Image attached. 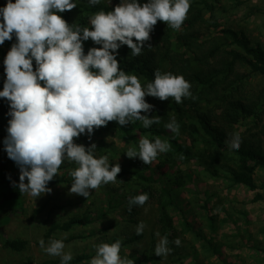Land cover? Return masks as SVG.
Here are the masks:
<instances>
[{
	"label": "trees",
	"instance_id": "16d2710c",
	"mask_svg": "<svg viewBox=\"0 0 264 264\" xmlns=\"http://www.w3.org/2000/svg\"><path fill=\"white\" fill-rule=\"evenodd\" d=\"M114 1L116 3L109 6L101 0L100 4L92 7L89 6L88 0H73L77 8L58 14L69 25L79 23L91 27L88 24L89 17L101 10L105 12L114 10L121 0ZM12 2L14 3L15 0ZM138 2L142 5L148 0H138ZM221 2V0H190L191 7L187 18L178 31L168 27L165 22L158 21L150 33V39L145 42L140 56L132 57L131 50L126 45L119 48L117 60L121 70L139 77L142 86L154 80V72L157 69L161 73L171 72L174 75H183L192 84L191 92L196 99L183 98V102L178 105L171 97L161 101L159 98L146 96L145 101L153 105V109L148 113L142 112L141 115L149 118L159 116L162 119L159 125L145 129L138 120L127 126H120L112 121L107 126L94 129L90 140L86 133L75 138L74 143L85 148L92 143L96 144L95 155L97 157L108 155L110 163L120 158L118 163L121 172L115 183L110 182L99 187L103 193L109 195V200L106 201L108 212L105 209L95 220L90 219L86 213L82 217H74L63 223L54 222L46 231L45 241L53 238L57 232L68 233L77 226H90L109 213L116 212V208H120L128 224L137 225L144 208L156 205L158 232L161 236H168L169 246L173 249L166 258L169 264H185L186 260L192 259L194 262L197 258L196 248L188 236L206 241L194 223L187 219V212L196 209L199 200L186 201V210L180 207L178 201L183 192H187L191 197L200 196L193 178V167L203 170L209 177L215 179L223 175L226 178L225 174H227L233 186H244L249 191L255 192L254 203L264 201V195L260 193L261 187L256 183L257 171L264 170V126H261L264 119V46L261 43L254 44L244 29L236 30L223 26L220 17L223 12ZM6 3L7 0H0V8ZM236 6H241V3L237 2ZM252 15L251 11L246 19H250ZM16 42L13 34L11 41L6 40L0 45V91L3 90L6 79L4 59L12 44ZM148 45H151L150 49ZM83 46L85 55L90 48L101 47L90 39L83 42ZM256 78L263 81L257 94L253 91V79ZM8 111L9 102L0 98L2 143L8 135L10 119L7 115ZM171 117H175L180 125L179 135L164 128V124L168 123ZM236 132L241 136V147L239 151L229 150L226 140L229 139L230 134ZM145 136L150 139L155 136L166 138L171 144V150L166 154H159L149 165H145L138 157L129 159L126 156L128 147L135 146L138 150L139 140ZM108 138L122 144L121 147ZM181 156L184 158L181 159ZM6 157L4 162L0 163V202L3 201V204L22 202L24 194L12 184L13 181L19 184V168L7 154ZM157 162L162 167L179 166L175 170L174 183L164 180L160 174L158 176L154 174V166ZM68 166H60L59 170ZM72 182V177L53 178L47 187L52 189ZM190 184L195 189H191ZM262 188L264 189V185ZM142 193L148 194V201L143 206H133L129 213V198ZM208 204L209 202L205 200L202 210ZM45 208L46 204L34 211L32 218L41 214ZM54 210L56 208L51 209ZM175 214H178L180 224L175 223ZM79 238L72 237V240ZM176 238H180L182 242L179 247L171 243ZM143 239L144 233L140 236L136 233L130 237L126 236L122 247L133 249ZM155 245L156 236L152 233L149 250L140 255L130 254L128 257L133 259L135 264H158L163 257L155 256ZM3 246L21 253L27 250L28 241L5 239ZM210 248L212 254L222 260V264H228L223 261L219 249ZM89 260L90 256L80 254L69 264H85ZM20 264H33V261L27 259ZM42 264H61V260ZM194 264L198 263L194 262Z\"/></svg>",
	"mask_w": 264,
	"mask_h": 264
},
{
	"label": "clouds",
	"instance_id": "9594fccd",
	"mask_svg": "<svg viewBox=\"0 0 264 264\" xmlns=\"http://www.w3.org/2000/svg\"><path fill=\"white\" fill-rule=\"evenodd\" d=\"M100 2L88 0L92 7ZM190 7V0H148L142 5L138 0H121L114 10L91 15L88 27L69 25L58 14L77 8L73 0H7L0 8V45L11 41L13 34L17 42L4 59L6 79L0 98L9 102L10 119L3 143L8 158L19 168V184H12L21 194L34 198L50 194L47 184L67 161L77 165L70 171V193L88 198L90 189L115 183L121 167L119 163L110 166L108 155L97 157L96 144L85 148L75 144L74 138L86 133L90 140L94 129L112 121L127 126L138 120L145 129L159 125V116L141 115L153 109L145 101L146 96L161 101L171 97L178 105L183 98L196 99L192 84L183 75L157 69L154 80L142 86L140 78L121 70L117 60L118 50L124 45L132 57L140 56L158 21L180 30ZM89 39L101 47H92L85 55L83 42ZM164 128L175 135L180 133L175 117ZM226 144L229 150L239 151L240 134H230ZM170 150L166 138L145 136L140 138L138 150L128 147L126 156L138 157L149 165ZM148 199L147 193L130 197L129 213L133 206H143ZM145 228L140 221L136 235H142ZM156 235L160 239L154 254L167 257L173 251L168 236L161 237L159 232ZM122 243V239H116L94 244L95 255L87 264H135L127 255L121 256ZM171 243L179 247L182 242L176 238ZM39 244L49 256L60 257L61 264H69L74 258L71 251H65L63 240L50 239L45 246L41 239Z\"/></svg>",
	"mask_w": 264,
	"mask_h": 264
},
{
	"label": "rangeland",
	"instance_id": "374dc122",
	"mask_svg": "<svg viewBox=\"0 0 264 264\" xmlns=\"http://www.w3.org/2000/svg\"><path fill=\"white\" fill-rule=\"evenodd\" d=\"M105 4L111 6L116 3L114 0H103ZM223 12L220 17L223 26L236 30L244 29L248 33L254 44L261 43L264 46V0H221ZM241 3L237 7L236 3ZM243 3V4H242ZM118 3L117 5H119ZM252 11L250 19H246ZM90 25V23L88 22ZM35 61H33L34 65ZM35 70V66H34ZM263 81L260 78L253 79V91L259 93ZM264 126V119L261 122ZM75 139V138H74ZM110 141H115L108 138ZM116 142V141H115ZM121 147L122 144L116 142ZM264 146V137H263ZM4 143L0 141V163L6 157ZM120 161L110 163L114 166ZM155 164V163H154ZM69 165L66 169L59 170L54 178L69 179L70 171L77 165L65 161L61 166ZM178 165L162 167L158 162L154 169L156 176L160 174L164 180L174 183L175 170ZM183 169H185L183 167ZM193 178L199 190L200 196L191 197L187 192H183L178 201L182 209L187 208L186 201L198 199L196 209L187 212V219L192 221L198 231L203 234L206 241H202L194 236H188L196 248L197 258L194 261L198 264H222V260L212 254L210 247L220 250L222 259L228 264H264V201L253 202L255 192L249 191L244 186H233L230 180L221 176L219 179L211 178L203 170L193 167ZM149 175V174H148ZM256 183L262 188L264 185V170L256 173ZM191 189L195 187L190 184ZM71 184L60 185L52 188L50 194H42L38 198L24 194L23 201L13 203L0 202V264H20L27 259H31L33 264H42L60 260V257H53L46 254L40 247L39 241L44 240L46 231L54 222L63 223L74 217H82L88 213L89 218L95 220L106 207L109 195L103 193L100 188L90 189V196L85 198L77 194L70 193ZM260 188V193L264 195V189ZM209 204L202 210L204 201ZM23 203V204H22ZM46 204L45 210L32 218L34 211ZM52 208L56 210L51 211ZM5 211H9L6 213ZM116 212L109 213L102 220L94 222L90 226H77L71 232H57L51 239L63 240L65 251H71L73 257L86 254L91 258L95 255L94 244L102 242L112 243L116 239H125L126 236L134 235L137 225L126 222V217L116 208ZM175 223L180 224L178 214H175ZM213 219V220H212ZM146 224L144 229V239L134 248H121V256L130 254L140 255L147 252L151 241V234L156 236V244L160 237L156 235L157 207L149 205L144 208L139 222ZM161 236V235H160ZM72 237H80L72 240ZM162 237V236H161ZM26 240L27 250L15 252L3 246V240ZM50 240V239H49ZM49 240L45 241L47 246ZM209 243H212L209 245ZM70 246V247H68ZM89 260V261H90ZM87 261V262H89ZM87 262L85 264H87ZM192 259L186 260L185 264H194ZM158 264H169L168 259L163 257Z\"/></svg>",
	"mask_w": 264,
	"mask_h": 264
},
{
	"label": "crops",
	"instance_id": "0c3cea01",
	"mask_svg": "<svg viewBox=\"0 0 264 264\" xmlns=\"http://www.w3.org/2000/svg\"><path fill=\"white\" fill-rule=\"evenodd\" d=\"M262 242H264V241H262ZM262 251H264V249H262Z\"/></svg>",
	"mask_w": 264,
	"mask_h": 264
}]
</instances>
